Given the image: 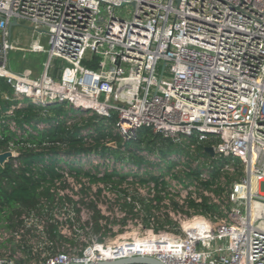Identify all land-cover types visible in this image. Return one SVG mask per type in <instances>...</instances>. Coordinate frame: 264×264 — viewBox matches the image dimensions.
<instances>
[{
  "label": "built area",
  "instance_id": "built-area-1",
  "mask_svg": "<svg viewBox=\"0 0 264 264\" xmlns=\"http://www.w3.org/2000/svg\"><path fill=\"white\" fill-rule=\"evenodd\" d=\"M14 20L35 35L29 47L13 39ZM13 50L45 52L48 59L37 75L17 72ZM55 61L63 64L59 77ZM0 78L12 87L4 95L9 115L64 105L80 117L105 118L125 143L149 128L182 149L202 146L191 154L192 166L174 171L187 176H168L169 194L153 202L171 224L156 230L152 219L143 237L100 241L86 233L87 222L76 225L56 206L50 216L67 240L50 251L48 217L32 211L17 228L0 220V244L27 245L31 253L24 255L33 261H21L17 247L0 255V264L135 255L166 264H264V0H0Z\"/></svg>",
  "mask_w": 264,
  "mask_h": 264
},
{
  "label": "trees",
  "instance_id": "trees-1",
  "mask_svg": "<svg viewBox=\"0 0 264 264\" xmlns=\"http://www.w3.org/2000/svg\"><path fill=\"white\" fill-rule=\"evenodd\" d=\"M85 64L94 66L93 62L85 61ZM60 66L62 62L57 61L53 69L56 77L60 75ZM11 92V85L0 78V153L11 149L18 153L0 165L1 221H7L11 228H17L23 224L22 217L32 211H36L40 217L49 213L45 232L52 244L48 250L62 248L67 239L58 231L57 220H54L53 215L50 216V212L60 202L61 206L66 207V212H72L69 205H63L67 202V195L64 197L54 188L57 183L65 182L66 176L70 175L78 181L88 179L97 183L100 193L104 188H111L117 197L123 198L124 204L119 209L126 212L121 218L123 223L138 217V202L143 206L147 226L152 219L156 230L172 223L168 214L164 217L157 215V206L153 202L156 200L160 204L163 201L161 192L169 194L167 190L171 182L167 180L168 176L180 181L187 176L186 170L178 173L174 171L178 167L192 166L193 156L190 155L185 161L172 158L173 153L189 154L149 128L142 129L135 141L125 143L119 135L110 131L111 124L105 118L81 116L79 120L68 124L67 119L73 117L64 105L22 107L9 115L11 102L4 95ZM11 121L17 122L15 129L10 127ZM40 123L45 124L44 127H39ZM89 156L96 160L93 163L92 158L87 167L80 158L86 159ZM126 183L131 185L123 188ZM151 183L155 186L151 187ZM131 186H135L132 195ZM143 187L148 189L147 196L140 191ZM153 189L155 194L151 196ZM170 201L176 205L173 198ZM89 206L86 225H90V232L86 233L96 235L103 241L106 232L110 230L108 221L113 214L110 211L106 215L96 199L91 200ZM74 210L75 216L79 220L83 219L82 209L76 207ZM78 229L84 230L85 227L80 225ZM72 244L75 245L74 241ZM14 246V250L18 247L31 253L27 245Z\"/></svg>",
  "mask_w": 264,
  "mask_h": 264
},
{
  "label": "rangeland",
  "instance_id": "rangeland-1",
  "mask_svg": "<svg viewBox=\"0 0 264 264\" xmlns=\"http://www.w3.org/2000/svg\"><path fill=\"white\" fill-rule=\"evenodd\" d=\"M32 30L28 27L27 22L25 21H20V25H15L13 27V39L15 42L22 47H29L31 44L32 40L34 39ZM41 44H43L46 48H48V42H47V36H42L41 39ZM11 68L14 71L21 72L24 71L25 69H30L32 70L34 75L39 74L44 67L45 62L48 59V55L45 52H25L22 50H13L11 51ZM57 61H55V64ZM63 65V64H62ZM27 100V99H26ZM69 115H71L73 118H68L67 123L72 124L75 120H79L80 115L77 114L81 112L80 110H75L72 109L71 111H68ZM87 117V116H85ZM84 117V118H85ZM180 148V147H179ZM199 148L200 146L195 149V151L192 150V147L190 148L189 144H186L184 147V150L186 151L185 153H188L189 156L193 154L194 156L199 154ZM182 149V148H181ZM12 153L17 155V151L15 149H11ZM182 157V156H181ZM88 158V159H87ZM86 159L80 158L83 160H80L82 163L86 164L85 166L89 167V161L93 158V156L90 158L87 157ZM96 158L94 157L91 161L93 163L95 162ZM97 183L90 182L88 179H82V180H77L76 178L72 176H66L65 182H60L57 183L54 188L60 193H63L62 195L65 197L67 195L68 198L72 199L75 202H70L67 197H65V200L67 202H64L63 205L67 204L71 207V216H73V222L76 225H79L83 223L84 221L86 222L88 219V209H89V203L91 200L96 199L97 203L99 204V207L103 210L104 213H109L110 211L112 212L113 216L110 217L109 219V227L110 230L107 231L105 238H110L112 241H119V242H124L127 239L133 238L135 235H139L140 237H143L147 234V224L144 220L145 212L142 209H139V214L136 219L130 218L126 223L121 222V216L120 207L123 206L124 200L123 198L117 197L115 192L113 193L111 191V188H104V190L100 193L98 192V187ZM131 184L126 183L122 187H127L130 186ZM118 187V186H117ZM130 192L131 195L134 193L133 188L135 186L130 187ZM54 189V190H55ZM141 189V188H140ZM142 194L147 196L148 195V189L147 188H142ZM261 190H264V183L261 185ZM83 200V202H81ZM95 201V200H94ZM75 203V205H74ZM62 203L60 202L59 205L57 204L56 208H54V211H64L66 209L65 206H61ZM79 207L82 209V216H85V219L79 220L74 212L75 208ZM143 208V206H141ZM118 213L120 215H118ZM60 215V214H59ZM46 216L49 218V213H46ZM81 216V217H82ZM13 219V218H12ZM80 222V223H79ZM15 248L14 243L11 245L8 244H3V246L0 247V255H4V253H10L11 250ZM24 251H21L19 256L21 257V261L25 263H31L33 260L32 258H28L27 255H24Z\"/></svg>",
  "mask_w": 264,
  "mask_h": 264
},
{
  "label": "water",
  "instance_id": "water-1",
  "mask_svg": "<svg viewBox=\"0 0 264 264\" xmlns=\"http://www.w3.org/2000/svg\"><path fill=\"white\" fill-rule=\"evenodd\" d=\"M16 25V21L11 22V26ZM115 143L113 142L112 145ZM205 150L211 155L214 154V150L212 147H206ZM13 153L11 150H7L0 153V165H4L11 157ZM73 264H81V263H73ZM89 264H166L155 257L152 256H140L135 255L132 257H124L119 259H110L99 261L98 263H89Z\"/></svg>",
  "mask_w": 264,
  "mask_h": 264
}]
</instances>
